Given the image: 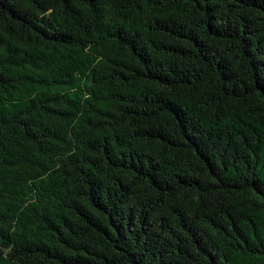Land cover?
<instances>
[{"label": "trees", "instance_id": "obj_1", "mask_svg": "<svg viewBox=\"0 0 264 264\" xmlns=\"http://www.w3.org/2000/svg\"><path fill=\"white\" fill-rule=\"evenodd\" d=\"M0 264H264V0H0Z\"/></svg>", "mask_w": 264, "mask_h": 264}]
</instances>
